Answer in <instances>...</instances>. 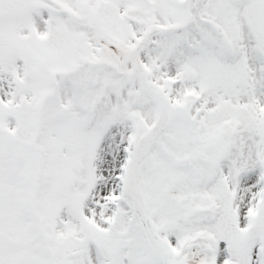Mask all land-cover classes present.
I'll return each mask as SVG.
<instances>
[{"label": "snow or ice", "instance_id": "snow-or-ice-1", "mask_svg": "<svg viewBox=\"0 0 264 264\" xmlns=\"http://www.w3.org/2000/svg\"><path fill=\"white\" fill-rule=\"evenodd\" d=\"M0 264H264V0H0Z\"/></svg>", "mask_w": 264, "mask_h": 264}]
</instances>
